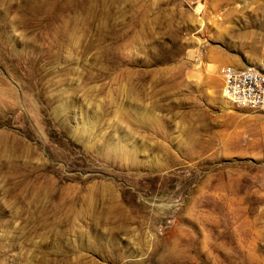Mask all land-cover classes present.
I'll use <instances>...</instances> for the list:
<instances>
[{
	"label": "rangeland",
	"instance_id": "rangeland-1",
	"mask_svg": "<svg viewBox=\"0 0 264 264\" xmlns=\"http://www.w3.org/2000/svg\"><path fill=\"white\" fill-rule=\"evenodd\" d=\"M225 63L264 74V0H0V264H264Z\"/></svg>",
	"mask_w": 264,
	"mask_h": 264
},
{
	"label": "built area",
	"instance_id": "built-area-1",
	"mask_svg": "<svg viewBox=\"0 0 264 264\" xmlns=\"http://www.w3.org/2000/svg\"><path fill=\"white\" fill-rule=\"evenodd\" d=\"M221 95L238 107L264 110V74L254 65L225 63L220 67Z\"/></svg>",
	"mask_w": 264,
	"mask_h": 264
},
{
	"label": "bare ground",
	"instance_id": "bare-ground-1",
	"mask_svg": "<svg viewBox=\"0 0 264 264\" xmlns=\"http://www.w3.org/2000/svg\"><path fill=\"white\" fill-rule=\"evenodd\" d=\"M264 68H262V71H263ZM222 98V97H221ZM223 100V99H222ZM224 101V100H223Z\"/></svg>",
	"mask_w": 264,
	"mask_h": 264
}]
</instances>
